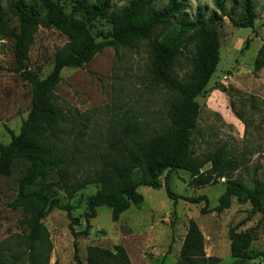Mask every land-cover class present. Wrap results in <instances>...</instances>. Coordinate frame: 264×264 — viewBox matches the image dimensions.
Here are the masks:
<instances>
[{"label": "rangeland", "instance_id": "obj_1", "mask_svg": "<svg viewBox=\"0 0 264 264\" xmlns=\"http://www.w3.org/2000/svg\"><path fill=\"white\" fill-rule=\"evenodd\" d=\"M10 1L14 0H0V6L5 8ZM128 1L112 0V4L118 10ZM183 1L184 15L189 19L198 11L205 12L206 17L218 11L216 0ZM167 2L157 0L154 6L160 9ZM255 2L258 18L253 28L237 26L240 11L231 12L230 0L226 11L231 12L233 21L222 17L217 23L220 61L206 91L197 98L201 113L193 150L200 155L225 149L239 163L231 179L248 190L255 186L262 190L263 212L251 214V203L239 204L236 198L223 212L213 211L226 190L228 178L193 187L189 172L175 170L169 175L173 192L188 198L206 196L207 204L183 199L176 203L168 196L165 174L160 189L139 188L143 203L131 206L118 222H113L110 208H98L86 237H74L66 212L55 209L43 220L52 247L48 264H77L76 256L83 264H89V248L115 253L117 245L125 248L132 264H177L191 220L204 236L207 258H217V264H264V259L233 258L229 237V231L238 227V231L252 234V250L264 252V68H255L264 47V0ZM67 42L68 38L56 28L40 25L29 53L30 70L45 78L53 69L55 53ZM149 63L146 44L119 50L106 46L83 67L62 71L55 95L65 120L57 125L56 137L50 142L66 159L72 182L93 175L99 165L98 152L115 136L117 121L123 116H135L149 131L164 121L169 94L151 84ZM31 105V84L14 71L11 41L0 36V143L9 144L11 134L20 133ZM28 166L19 158L10 174L0 171V264H31L30 255L21 245L27 234L21 221L27 214L12 207ZM99 189V184L90 183L71 199L65 191L57 192L61 203L72 205L73 216L80 218L76 231L86 228L87 202ZM205 205L209 212L202 214ZM41 264H46L45 259Z\"/></svg>", "mask_w": 264, "mask_h": 264}, {"label": "trees", "instance_id": "obj_2", "mask_svg": "<svg viewBox=\"0 0 264 264\" xmlns=\"http://www.w3.org/2000/svg\"><path fill=\"white\" fill-rule=\"evenodd\" d=\"M156 1L129 0L118 10L114 9L112 0H14L5 8L0 6V36L11 41L14 71L32 87L30 113L20 133H12L9 144L0 143L2 174H10L19 158L29 165L12 207L27 214L21 221L27 231L21 245L30 255L31 264H41L42 259L48 264L50 260L52 247L43 220L55 209L66 212L74 237H86L98 208H110L113 222H118L131 206L143 203L139 188L160 189L165 174L168 196L176 203L183 199L207 204L206 196L188 198L173 192L169 175L175 170L189 172L193 187L228 178L226 190L213 211L223 212L236 198L239 204L251 203V214L263 212L262 190L258 186L248 190L231 179L239 163L225 149L200 155L193 150L201 113L197 98L206 91L220 61L217 23L222 17L233 21L231 12L239 9L237 26L253 28L258 18L255 0H230V13L226 11L228 0H216L217 12L206 17L205 12L198 11L193 19L184 15L183 0H168L160 9L154 6ZM40 25L54 27L68 38L66 45L55 53L53 69L45 78L28 67L30 49ZM140 44H146L150 57L151 84L169 94L164 121L149 131L135 116H123L117 121L115 136L98 152L99 165L93 175L72 182L66 159L59 155L56 144L50 142L56 137L57 125L65 120L55 95L61 73L65 68L83 67L106 46L119 50ZM255 68H264V47ZM90 183L99 184L100 189L88 199V211L84 214L86 228L78 232L75 226L80 225V218L73 216L72 205L61 203L57 192L63 190L71 199ZM201 212H209L206 205ZM229 237L233 258L264 259L263 251L250 248L251 233L235 227L229 231ZM204 243L197 223L191 220L177 264H217V258L206 257ZM76 261L83 264L78 256ZM88 263L132 264L121 245L115 247V253L89 248Z\"/></svg>", "mask_w": 264, "mask_h": 264}, {"label": "built area", "instance_id": "obj_3", "mask_svg": "<svg viewBox=\"0 0 264 264\" xmlns=\"http://www.w3.org/2000/svg\"><path fill=\"white\" fill-rule=\"evenodd\" d=\"M225 179L224 178H222V181H224Z\"/></svg>", "mask_w": 264, "mask_h": 264}]
</instances>
